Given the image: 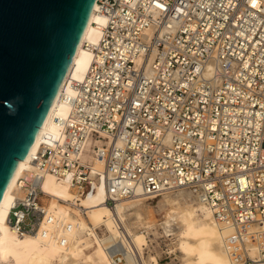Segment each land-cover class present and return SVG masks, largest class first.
I'll return each mask as SVG.
<instances>
[{
  "label": "built area",
  "instance_id": "2783aa9c",
  "mask_svg": "<svg viewBox=\"0 0 264 264\" xmlns=\"http://www.w3.org/2000/svg\"><path fill=\"white\" fill-rule=\"evenodd\" d=\"M98 11L89 65L16 181L9 226L41 239L72 229L46 174L68 178L73 206L99 185L108 204L182 188L225 230L233 264L263 261L264 0H99Z\"/></svg>",
  "mask_w": 264,
  "mask_h": 264
},
{
  "label": "bare ground",
  "instance_id": "6f19581e",
  "mask_svg": "<svg viewBox=\"0 0 264 264\" xmlns=\"http://www.w3.org/2000/svg\"><path fill=\"white\" fill-rule=\"evenodd\" d=\"M98 4L99 0L93 1L87 22L71 57L69 66L40 126L38 127L36 135L26 155L17 160L0 199V246L3 248V255H6L9 251H13L12 241L17 243L22 237L28 236L30 239L35 237V235L32 234L18 235L8 224V212L10 206L18 195V192L15 190L16 181L25 169L32 168L33 163L31 162V157L38 149L41 142L49 141L50 138L55 136L59 131L58 121L65 117L68 110V105L61 99V95L63 93L71 94L72 88L69 82L73 79H81L84 75L90 62L91 53L84 48L83 43L87 41L91 44H95L105 22L104 16L98 11ZM42 188L51 195V200L52 198L54 199L52 202L50 200V207L54 210L56 208L55 212H60L59 216L64 221L72 223V229L69 232H64L63 228L59 227L54 232V235L47 237V239L54 240V244H57L60 247L58 255L60 263L113 264L112 253L107 246L114 245L117 246L118 250H121L122 248L127 264H145L141 260L139 254L136 253L133 244L127 239V234L123 235L124 239L121 242H116L112 237H106L100 239L99 242L94 245L89 243L90 240L88 236H74L82 226L76 224L79 216H76L73 212L72 214L68 213L57 201L58 198L65 200L64 203L68 209V204L71 205L73 203V188L71 187L68 178H56L52 174H46L42 181ZM106 197L107 194L105 189L102 185H99L96 191L81 196L79 200L75 202V207L83 214L86 212L91 221L98 224L104 217L110 219L115 214V209L109 207L111 204L106 202ZM140 197L142 196L121 198L116 201L126 200L128 198H133L135 200ZM188 197L189 199H187ZM162 205L165 206L164 217H173L179 221L180 224L187 228L186 235L193 239L192 243L188 245V248L184 249V254L182 256L184 260L193 264H233L228 257L224 246L223 237L225 230L221 229L217 224L211 211L202 202L197 201L187 189L180 188L175 192H169L163 197ZM79 206H82L84 212ZM7 232L10 235H7ZM60 234L68 240L67 245H62L59 241L57 236ZM90 234L91 236L93 235L95 238H98L96 235V229L93 232H90ZM88 245H91L90 248L92 249L91 251L86 252L85 248ZM257 264H264V260Z\"/></svg>",
  "mask_w": 264,
  "mask_h": 264
},
{
  "label": "water",
  "instance_id": "95a60500",
  "mask_svg": "<svg viewBox=\"0 0 264 264\" xmlns=\"http://www.w3.org/2000/svg\"><path fill=\"white\" fill-rule=\"evenodd\" d=\"M94 0H0V199L69 66Z\"/></svg>",
  "mask_w": 264,
  "mask_h": 264
},
{
  "label": "rangeland",
  "instance_id": "374dc122",
  "mask_svg": "<svg viewBox=\"0 0 264 264\" xmlns=\"http://www.w3.org/2000/svg\"><path fill=\"white\" fill-rule=\"evenodd\" d=\"M172 191L156 196H142L135 200L128 198L116 201L113 205H108L115 209L113 217L110 219L104 217L98 224L91 221L82 206L79 207L85 214L70 204H68L69 210L62 198H58L57 201L68 213L73 212L79 216L76 224L82 226L74 236H88L91 245L106 237L121 242L124 239L123 235L127 234V239L133 244L136 253L145 264H193L182 258L184 249L193 241L186 235L187 228L173 217H164L163 197ZM53 200L52 198L51 202ZM57 215H60V212H57ZM95 229L99 238L94 237V240L90 232ZM7 235L10 234L7 232ZM20 239L17 243L12 241L13 251H9L6 255H3V248L0 246V264H64L59 262L60 247L54 244V240L41 239L36 235L33 239L28 236ZM91 245L85 248L86 252L91 251Z\"/></svg>",
  "mask_w": 264,
  "mask_h": 264
}]
</instances>
